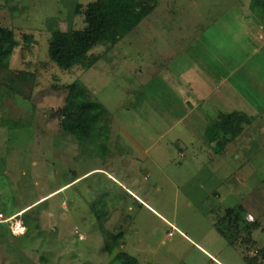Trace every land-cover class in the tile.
I'll list each match as a JSON object with an SVG mask.
<instances>
[{
    "label": "rangeland",
    "instance_id": "rangeland-1",
    "mask_svg": "<svg viewBox=\"0 0 264 264\" xmlns=\"http://www.w3.org/2000/svg\"><path fill=\"white\" fill-rule=\"evenodd\" d=\"M94 1L103 3L111 21L131 2L0 0V25L13 30L17 42L8 71L0 75L11 79L0 104L24 106L18 119L5 118L1 126L0 191L19 208L85 175L27 212L32 229L25 255L13 249L7 259L0 252V264H121L122 254L137 264H248L246 258L264 264V137L255 127L264 125V115L252 116L248 138L237 141H247L244 146L215 156L201 149L196 135L208 139L206 130L221 119L211 116L200 131L193 125L202 121L198 109L180 106L184 96L194 97L187 83L193 74L203 77V88L209 84L208 101L215 100L222 87L212 90L215 76L211 83L204 80L228 60L229 67L243 64L229 85L245 102L258 104L251 109L264 113V40L245 34L244 44H226L239 38L238 30L251 31L254 24L250 20L246 26L244 19L257 16L250 9L253 0H154V10L130 32L90 53L93 62L59 67L50 59V43L84 28L82 12ZM211 27L220 32L214 34L221 35L227 52L248 47L251 64L245 52L232 59L233 53L230 58L210 43ZM203 33L210 51L200 55L194 39L203 40ZM188 48L195 55L188 56ZM256 70L260 74L249 78ZM75 81L109 113L103 160L100 145L79 143L61 128L68 86ZM17 114L11 110L9 116ZM16 168L25 172L20 181ZM239 206L237 228H230L225 211ZM253 222L258 227L247 236L244 228ZM115 237L118 245L109 254L105 247Z\"/></svg>",
    "mask_w": 264,
    "mask_h": 264
},
{
    "label": "trees",
    "instance_id": "trees-1",
    "mask_svg": "<svg viewBox=\"0 0 264 264\" xmlns=\"http://www.w3.org/2000/svg\"><path fill=\"white\" fill-rule=\"evenodd\" d=\"M154 0H131L128 10L118 20L111 21L104 11L103 3L94 1L89 3L84 11L85 27L82 29H70L67 37L50 43V59L59 67L64 69L72 68L79 64L90 63L95 60L90 53L101 43L111 44L119 37L124 36L146 18L155 8ZM77 6V13H79ZM250 9L261 20L264 26V1L253 0ZM29 39L27 35L24 36ZM17 42L13 30L0 25V68H8L12 50ZM92 59V60H91ZM87 65L86 67H88ZM24 76H29L25 73ZM62 113L61 128L64 133L70 134L79 143L88 142L102 149L100 157L103 160L107 155V143L110 139L109 113L105 106L97 100L92 92L80 81H75L68 86V93ZM221 119L215 128L206 130L208 141L215 143V150L219 153L227 143L238 137L244 125L251 122V118L244 112L233 111L229 114H220ZM105 148H104V147ZM92 147V148H94ZM76 174V173H74ZM241 206L238 209H227L225 212L230 217V228H237L240 219ZM28 212V211H27ZM23 214L24 236L30 235L31 219ZM228 221V223H229ZM33 228L38 226L36 218L32 219ZM258 227L257 222L247 224L245 232L250 236L252 230ZM118 245V237L113 238V244L108 245L106 250L109 254L113 252V246ZM121 264H137L127 254L119 255ZM248 264H254V259H247Z\"/></svg>",
    "mask_w": 264,
    "mask_h": 264
},
{
    "label": "crops",
    "instance_id": "crops-1",
    "mask_svg": "<svg viewBox=\"0 0 264 264\" xmlns=\"http://www.w3.org/2000/svg\"><path fill=\"white\" fill-rule=\"evenodd\" d=\"M251 20V21H250ZM245 22V25L246 26H249L250 27V22L254 24V26L251 28V31H247V32H242L241 30H238V32L236 33V35H238L239 38H232L231 40L228 38V42L226 44H229L232 43V41L236 42L237 44H240L238 42H242V44H244V42L246 41L245 38L246 35H252L253 37L254 36H258L259 38H262V40H264V32L262 30L261 27L264 28L261 20L255 16V17H252V15H249L247 17V19L245 18L244 19ZM250 21V22H249ZM227 27V26H226ZM212 34V36H208L210 37L211 41L210 43H214L218 46V48L220 49H225V45H220L223 40L222 38H220V36H215L214 33L218 32L219 31H216L214 30L212 27L211 29L209 30ZM215 31V32H214ZM220 33V32H219ZM223 33L225 34V31H223ZM216 34V35H217ZM246 34V35H245ZM201 36H203V40H200L198 41L199 38L197 39H194L196 41V43L194 44V46H196L194 48V50H197V54H200V52L202 54H204L205 52L207 51H210L208 49V47L205 45L207 43V38H205L204 36V33L203 34H200ZM231 46V45H230ZM262 46V45H261ZM260 46V48H261ZM240 47V48H238ZM236 46V48L233 50H230L227 52V49H225L226 53H228V56L230 58H232V53L234 54L233 58H237V56L241 55L243 52H245V55H246V64L250 65L251 64V59H253V57L250 56V50H248V47L246 48L245 46ZM247 52H246V51ZM186 54L188 56L191 55V53H194L195 51L193 52H190L189 51V48L186 50ZM217 52V51H216ZM219 53V52H218ZM239 53V54H238ZM241 53V54H240ZM256 53V50L254 51V54ZM200 54V55H202ZM253 53L251 55H254ZM195 55V53H194ZM193 56V54L191 55ZM242 58L244 57L243 55L241 56ZM227 60V59H226ZM227 64L225 63V65H222V68L225 66V68L228 67V69H226L225 71L222 70V68H218V69H211L207 72V74L209 75L208 77H206V79L204 80L205 82L208 81V82H213L210 77L211 76H215V80L214 82L216 83V86H211L212 90L213 91H217V87L218 86H221L222 89H220V91H218V96L216 97L215 100H211L210 102L208 101L209 98H211L210 95H212V91L211 89H209L207 86H209V84L203 88L202 87V82H203V77L199 76L200 79L198 78V75L196 74H193V76H190V78L187 80V83L190 87H193L192 88V92H194V97L190 96V95H187V96H184V98H182V100L180 101V106L181 107H186L187 108H194V109H198L200 115H201V119L202 121H193L194 122V126H200V131L203 130L207 124V119H210L211 116L212 117H219L220 114H229L233 111H241V112H244L246 115H249V117L251 118L252 116L254 117H263L264 113L258 111V110H253L251 109V107H255L257 106L258 107V104L256 102H245L244 100H242L243 96L239 97V94L238 92L235 90V88H233L232 85H229V80L231 79V77L234 75V70L236 69H240L241 66H243V64L241 65H238L236 64V66L233 64V62L231 63V67L230 66V62L227 60ZM228 65V66H227ZM231 68V69H230ZM7 69H1L0 70V75L2 76L3 75V71H6ZM8 71V70H7ZM257 72H252V73H249L247 75H249L248 77L249 78H253V77H250V74H255V75H258L259 71L256 70ZM206 74V73H205ZM233 74V75H232ZM260 74V73H259ZM256 77V76H255ZM7 77H5L6 79ZM188 78V77H187ZM5 79L3 78H0V96H5V88H8V85H11V82H10V78H9V81H6ZM242 80V78L240 79ZM18 88H17V91L19 92V84L20 82L18 81ZM16 83V84H17ZM219 83V85H218ZM242 83H243V80H242ZM7 85V87H6ZM16 89V86H14ZM181 88V86L179 87ZM242 90H244V86L241 87ZM7 90V89H6ZM10 91V89L8 90ZM235 91L237 92V95H236V98H234V94H235ZM8 98V97H7ZM234 98V99H233ZM3 101V100H2ZM249 101V100H248ZM251 106V107H250ZM249 107V108H248ZM0 108H2L0 110V139H1V133L3 132L2 131V124H4V120L5 118L7 119H10L11 117H13L14 119H18L20 117V113L21 110L23 109L24 110V106L20 104L19 107L15 106L14 103H12L10 100H6V101H3L2 102V105L0 104ZM5 108V109H3ZM247 109H250L251 111H247ZM11 110L12 112L15 113V111L18 113L17 116L18 117H14V116H9L10 113H11ZM251 119V122L247 125H244L243 127V130L241 132V134L236 137L234 140H232L231 142L227 143L226 146L219 152L217 153V151L215 150V143H210L208 141V139H206V137L203 135V134H197L196 135V138L198 139L199 143L202 145L203 148H201L203 151H206L208 153H212L213 155H218L220 153H231V152H234V150H239V147L241 146H244L247 141L245 142L244 145H241L240 144H237V141L239 139H246L248 138V135L247 134H250V130L248 129L249 127H251V125L253 124L254 125V122L256 118ZM264 118V117H263ZM258 122V120H256ZM192 122V123H193ZM202 122V124H201ZM197 123V124H196ZM262 123L264 124V120L262 121ZM257 127V130H258V133L260 131H262V133L264 134V125H258V126H255ZM249 130V131H248ZM204 131V130H203ZM263 134L260 135L262 137ZM259 135V134H258ZM2 144V143H1ZM238 145V146H237ZM3 146V145H2ZM227 149H230L231 152H229ZM236 152V151H235ZM210 153V154H211ZM17 174V178H16V181H20L22 177L25 176V172L21 169H18L16 168L14 170ZM7 173H1V176L4 178L6 177ZM85 175H82L81 177L79 178H76V179H73L72 181H70L69 183L57 188V189H54L52 191H50L49 193H46L45 195H42L40 196L38 199L28 203V204H25L19 208H17L14 204L15 202H12V204H10V202L8 203V196L7 195H4L3 191H0V252L2 253V257H6L7 259L10 258V255L7 254V252H10V250H16L17 254L20 256V255H25V246H26V242H25V236H24V232H19L17 231V233L13 232V228L14 226L17 224L19 225L20 223L24 226V222H23V214L27 211H30V210H34L35 208H37V206L41 200L43 199H46L48 197L52 198L51 196L56 193L57 191L63 189L64 187H67L69 184H72L76 181H78L80 178H83ZM13 178V179H14ZM7 179V178H6ZM114 179V178H113ZM115 180V179H114ZM15 184V182H13ZM36 183V182H35ZM17 184V183H16ZM20 184V183H19ZM0 186H2V183L0 182ZM3 188V187H2ZM48 198V199H50ZM46 199V200H48ZM45 200V201H46ZM43 203V202H42ZM10 204V205H9ZM5 253V254H4ZM10 254V253H9ZM14 256V255H13ZM19 260H22L20 258L17 259V263ZM11 261V260H10ZM10 261L8 260V263H10ZM19 264V263H18ZM22 264H23V261H22Z\"/></svg>",
    "mask_w": 264,
    "mask_h": 264
},
{
    "label": "built area",
    "instance_id": "built-area-1",
    "mask_svg": "<svg viewBox=\"0 0 264 264\" xmlns=\"http://www.w3.org/2000/svg\"><path fill=\"white\" fill-rule=\"evenodd\" d=\"M0 216H1V215H0ZM17 231H18V233H19V232L22 233V232L24 231V227L22 226L21 223H20L19 225L16 224V225L14 226V228H13V232L17 233Z\"/></svg>",
    "mask_w": 264,
    "mask_h": 264
},
{
    "label": "clouds",
    "instance_id": "clouds-1",
    "mask_svg": "<svg viewBox=\"0 0 264 264\" xmlns=\"http://www.w3.org/2000/svg\"><path fill=\"white\" fill-rule=\"evenodd\" d=\"M23 226V225H22ZM24 227V226H23ZM24 230H25V227H24ZM24 232V231H23Z\"/></svg>",
    "mask_w": 264,
    "mask_h": 264
}]
</instances>
